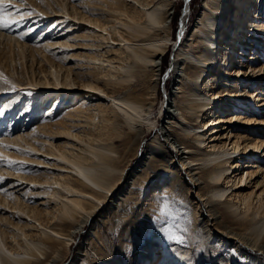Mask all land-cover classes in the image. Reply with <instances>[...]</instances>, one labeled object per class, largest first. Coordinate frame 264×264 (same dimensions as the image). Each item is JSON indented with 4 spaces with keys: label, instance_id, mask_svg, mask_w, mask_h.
<instances>
[{
    "label": "bare ground",
    "instance_id": "6f19581e",
    "mask_svg": "<svg viewBox=\"0 0 264 264\" xmlns=\"http://www.w3.org/2000/svg\"><path fill=\"white\" fill-rule=\"evenodd\" d=\"M190 1L185 2V17ZM173 2L90 0L83 6L71 4V12L65 6H62L64 11L56 7L52 13L39 8L48 17L39 24L47 19H58L44 31H50L59 24L50 32L47 44L39 42L29 50L31 56L41 58L40 74L44 78L32 83L37 87L33 90L38 92L35 99L40 101L36 102L37 107L32 106V100L27 103L24 114H29L25 123L36 119L41 110L38 105L46 97L43 104L52 98V101L58 100L52 109L49 108L51 117L47 122H52L58 114V105L68 107L61 115V123L70 127V133L61 131V137H74L73 127L87 123L98 114H102L103 125L98 138L87 135L91 139L89 142L83 143L80 135L75 134L85 147L66 143L49 146L50 150L44 148L45 151L19 135L8 141L13 147L0 145V164L7 165L0 167V184L6 182L4 175H7L11 177H7V183H17L10 182L9 189L23 184L33 185L45 190L49 200L59 201L54 211L52 206L26 209L17 200L9 199L12 192L1 188L0 264H58V257L73 239L74 231L87 226L93 212L104 202L103 198L113 196L125 167L123 152L116 147L117 141L124 136L123 145H129L133 140L138 154L146 134L145 127L159 128L160 120L156 116L151 118V115L158 98L161 61L176 41L169 23ZM203 3L190 38L183 40L182 32L178 40L168 80L177 79L179 84L177 91L171 92L174 99L168 97L167 104L161 109L166 126L147 144L150 155L138 163V169L132 176L142 169L144 173L163 165L152 156L155 154V141L162 137L174 147L175 157L194 184L192 187L200 188L197 196L201 207L208 208L210 213L207 225H213L221 240H235V246L240 250L249 244L251 250L261 252L253 254L258 259L264 257V133L257 131L264 127V61L260 64V56L264 60V3L263 0H204ZM80 8L85 9L81 11ZM21 16L16 13L9 18L18 21ZM23 23L17 22L16 25ZM65 23L68 25L62 28ZM186 23L185 20L182 24L187 27ZM225 23L228 27H224ZM39 24L28 30L34 32ZM8 41L12 43V36ZM231 41L234 43L230 44ZM16 42L20 46L17 39ZM260 45L263 46L261 50ZM223 46L229 50L223 52ZM61 47L68 48L61 51L65 54H62L65 56L63 61L53 60L49 49ZM23 48L24 58L26 51ZM47 64L50 76L46 74ZM229 64L233 66L230 69L227 67ZM26 89L31 90L24 87L20 90ZM8 90L9 85L0 80V94ZM85 94H89V98L83 102L84 106L75 107L79 97ZM92 98L95 104L90 103ZM15 100L4 108L3 116L10 111ZM247 104L256 112H245L243 108ZM21 119L19 117L18 120ZM46 120L43 125L53 126V123L46 124ZM250 125L254 128L250 129ZM52 129L49 128L48 132ZM23 139L34 152L14 148L16 144H22ZM256 153L261 155L257 161H245L249 159L247 155L255 158ZM20 159L30 163L29 170L43 172L42 177H24L20 170L24 163L16 162ZM15 165L16 171L8 173L6 168H14ZM117 173L120 174L118 177ZM143 177L147 178L140 174L136 179ZM155 199V210L160 214L168 213L171 198L162 196ZM2 212L8 216L3 217ZM237 229H245L249 234L245 232L242 236L235 232ZM174 251L178 258L175 264H199L200 257L194 260L190 256L191 249L187 250L189 252L177 248ZM197 251H203V248ZM217 254L210 252L202 264H237L235 258L223 259ZM103 262L123 264L116 257Z\"/></svg>",
    "mask_w": 264,
    "mask_h": 264
},
{
    "label": "rangeland",
    "instance_id": "374dc122",
    "mask_svg": "<svg viewBox=\"0 0 264 264\" xmlns=\"http://www.w3.org/2000/svg\"><path fill=\"white\" fill-rule=\"evenodd\" d=\"M89 1L90 0H7L9 4L7 11L11 14L17 13L22 16L8 28H0V69L2 71L0 80L4 81L6 79L8 81L6 84L9 85L10 89L0 94V118H2L0 121V145L4 144L13 147L11 144H8V141L10 138L18 137V135L19 137H25L27 141H33V143L37 144L38 148H46L47 150H50L49 146H60L66 143H75L78 147H85L83 143L91 141L87 135H89V137L94 135V138H98V131L103 125L102 114H98L87 123L73 127L71 132L74 134V137H61L60 132H69L68 128H70L62 126L61 123L63 118L61 115L65 112L64 109H66L67 105H58V109L56 110L58 114L53 117L52 122H47L51 117L48 115V112L53 108L54 104L58 102L57 99L52 101V98L43 104L46 97H44V99L42 98V102L38 105V107L41 106L39 107L41 110L39 114H37L36 119L29 124L25 123L28 119L26 116L29 113L24 114V111L28 107L27 103H29L30 100H32V106L34 107L35 105L37 107L36 102L40 100L37 98L35 99L38 92L36 93V91L33 90L34 87L37 88L33 84L37 80L39 81V78H44V76L40 74L41 58L39 56H31L29 50L36 44L48 43V39L51 37L50 32L59 24L55 25L50 31H44L56 23L58 19H47L46 22L39 24L41 20L48 18L43 12H40L39 8L45 10V12L52 13L53 8L57 7L60 11H64L62 6H65L69 8L71 12L72 5L83 6ZM185 2L186 0H174L173 7L170 11L172 14L169 23H171L172 26V37L176 38V41L171 44L169 50L165 52L164 59L161 61L162 67L158 86V98L155 102V109L151 115V118L156 116V118L160 120L159 128H156V126L145 127L146 134L142 138L143 143L138 154H136L135 149L137 145L133 143V140L129 142V145H123L124 136H121V140L117 141L116 147L119 152H123L122 158L124 159L125 167L122 168L124 169L122 177L120 180H117V187L112 192L113 196L110 195L108 198H103L104 202L93 212L89 222L86 224L87 226L81 230L78 229L74 231L73 239L64 247L63 253L58 257V264H110L103 262V260L111 261L115 257L116 259H121L123 264H175L176 260H178L177 256L174 255V252H176L174 250H176V248L177 250H184V252H189L191 249L192 254L190 256L192 258L194 257V260L198 256L200 257L199 264H202L212 251H215L216 254L218 253L223 259H227L229 256H231V260L235 258L237 264H264V257L261 256V258L255 259L253 256L254 253L261 254V252L251 250L249 244H246L244 250H240L235 246V240L230 239L228 242L227 240H221V237L215 233L216 231L213 225H207V216L210 213L208 212V208L203 209V207H201V200L197 196V192L200 188L195 186L192 187L194 184L189 181L187 172L182 169L183 166L181 162L175 157L176 153L173 151L174 147L166 143L162 137L160 140L156 138V146H154L155 154L153 153L152 156L157 157L158 160L163 162L164 166L155 167V170L149 169L146 172L144 171V173L142 169L141 172L136 173V176L143 174L147 176V178L143 177L137 180L136 176H132V174L136 172V169H138V163L145 156L150 155L149 148H146L147 144L151 143L156 136H159L162 132L161 128L166 126L164 122L165 118L161 115V109L164 107V104H167L168 97L170 100L174 99V94L171 95V92L177 91L179 84L177 83V79L175 80L172 78V80H168L171 77L169 74L172 71L171 66L178 40L180 41L182 32L183 40L190 38L189 35L197 23L204 4V0H191L190 7H188L189 10L186 12L185 17L184 11H186L187 8ZM259 6L262 9L264 7L261 5ZM83 9L80 8L81 11ZM259 10L260 9H258V12H260ZM35 15H40V17H32ZM230 17H235V15H231ZM185 20L187 22V27L182 24ZM17 22L24 23L16 25ZM68 23H65L62 28H65ZM38 24L39 28L34 30V32L28 30L29 27L37 26ZM225 26L228 27L226 23L224 24V27ZM82 31L80 33H82ZM26 32L28 33L26 34ZM56 32L57 30L54 33ZM45 33L46 35H44V37L42 36L39 38V36ZM73 35H76V33H73ZM9 36L13 38L12 43L8 41ZM20 37L24 39H20ZM53 38L55 37L53 36ZM16 39L19 41L20 46H24V48L21 47L26 51V57L24 58L20 46L16 45ZM245 43L244 41L243 44ZM252 43H256L257 45L255 41ZM262 48L263 46L260 45V50ZM63 49L68 48L61 47L49 49V51L52 52L51 55L54 56L52 59L60 62L63 61L65 57V54L61 52ZM62 54L64 55L62 56ZM262 61L264 60L262 56H260V64ZM68 64H71V62H68ZM46 68L45 70H48V64ZM46 74L49 75V70L46 71ZM75 78H77L76 75ZM18 81L19 83H16ZM19 84L21 87L30 88L31 90H20L21 87ZM215 84L216 83H214V86ZM44 85L45 84H42V86ZM78 85L81 86L80 84ZM213 88L212 85L211 89L213 90ZM22 92L24 94H22ZM14 98H16L13 102L15 104H13L14 108L11 106L10 111L8 110L3 116L2 112H5L4 108H6L8 103ZM86 98H89V94L79 97L78 101L74 104L75 107L84 106L83 102ZM91 100H94V98L89 99L91 104L96 103ZM243 110L245 112L248 110H251L250 112L253 113L256 112L253 106L251 107V105L248 104L244 106ZM21 113L25 116H22ZM246 115L249 114L246 113ZM256 115V117H259L258 114ZM19 117H22L21 121L18 120ZM45 120L47 122L46 124L53 123V126L47 127V125H43ZM17 126L19 127L16 128ZM49 128L54 129L48 132ZM252 128H254V126L250 125V129ZM57 130H59L58 133ZM257 131L264 133V127H259ZM75 134L80 135V140L83 139V143L75 137ZM248 134L252 136V134ZM46 139H49V141ZM15 146L14 148H17L19 151L28 150L34 152L28 147L25 140L22 144H16ZM46 149L44 150L46 151ZM10 152L16 153L12 150H10ZM249 152H251V150ZM258 156L260 157L261 155L256 153V155H254L255 158L248 157L247 155L249 159H245V161L255 162V160L257 161V159H259ZM245 161L242 163H245ZM16 162L24 163L20 166V170H22L21 172L24 177H42V174H44L43 172L29 170L28 166L30 163L26 160L20 159L16 160ZM3 166L7 165L0 164L1 168H3ZM38 166L41 165L38 164ZM170 167L172 168L169 169ZM16 168L17 165H15L14 168L9 167V169H6L8 173H14ZM119 175L118 173L116 174L117 177ZM4 176L6 177V182L0 184V191L2 188V191L7 190L8 192H12L13 194L9 196V199H12L11 201L17 200L18 204L25 206L26 209H31L32 207L45 209L46 207L52 206L53 208L51 207V209L54 211V208L58 205V200H52L51 198V200H49L48 197L50 196L44 193L45 190L34 188L32 187L33 185L28 186L27 184H23L22 186L9 189L11 187L10 182L12 184L17 183L16 181L7 183L8 178L11 177L7 175ZM177 176L179 177L178 181H176ZM124 189L127 190V192H123ZM162 196L168 199L171 198L170 210L165 214L158 213L153 206L156 200L155 198ZM197 202H199V204ZM2 207L5 208V206ZM7 210L10 211L8 208ZM3 213L4 212H2V215ZM84 215L86 216L87 214L84 213ZM7 216V214L3 215V217ZM4 225L6 228L9 226L7 222L4 223ZM246 231L245 229L235 230L236 233L242 236H245ZM169 234L180 237L182 242L177 243L174 240H168L167 236ZM201 248H203V251H197ZM238 260H245V262H240ZM179 264H182V262Z\"/></svg>",
    "mask_w": 264,
    "mask_h": 264
},
{
    "label": "snow or ice",
    "instance_id": "6c2138e0",
    "mask_svg": "<svg viewBox=\"0 0 264 264\" xmlns=\"http://www.w3.org/2000/svg\"><path fill=\"white\" fill-rule=\"evenodd\" d=\"M8 7L9 4L7 0H0V28H8L10 24L15 23L14 20L9 18L11 13L7 11ZM20 39H23V37H20ZM4 83H8V81L5 79ZM167 239L170 241L174 240L177 243L182 242V239L174 234H169Z\"/></svg>",
    "mask_w": 264,
    "mask_h": 264
}]
</instances>
